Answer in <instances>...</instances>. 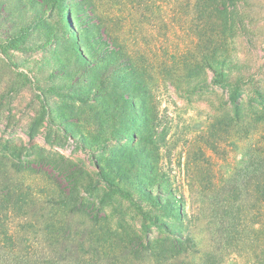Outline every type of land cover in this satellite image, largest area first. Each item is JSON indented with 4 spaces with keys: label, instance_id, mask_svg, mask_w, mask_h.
<instances>
[{
    "label": "rangeland",
    "instance_id": "rangeland-1",
    "mask_svg": "<svg viewBox=\"0 0 264 264\" xmlns=\"http://www.w3.org/2000/svg\"><path fill=\"white\" fill-rule=\"evenodd\" d=\"M186 1L64 0L65 19L81 18L74 29L95 21L99 35L123 54L110 68L100 61L99 69L79 71L67 64L74 56L69 47L41 37L59 29L61 0H0V161L29 160L37 149L27 148L35 145L45 150L40 163L59 156L79 165L62 191L28 172L11 177L39 200L36 208H62L53 200L67 196L83 227L110 234L113 264H171L155 250L135 260L121 247L125 241L139 250L135 234L145 220L136 203L157 214V200L175 202L160 223L195 239L194 254L179 264H264V0H239L246 25L217 50L236 62L233 72L242 76L236 85L201 84L189 75L198 35H212L196 27ZM20 33L28 35L24 43ZM131 78L137 89L129 88ZM146 94L153 111L144 126ZM89 144L106 145L105 158L128 171L120 189L130 195L91 184L98 153L85 150ZM74 176L82 206L70 189ZM143 185L152 197L140 193ZM182 202L190 216L183 222L176 215ZM146 226L155 248L164 228ZM76 249L64 256L75 257Z\"/></svg>",
    "mask_w": 264,
    "mask_h": 264
},
{
    "label": "trees",
    "instance_id": "trees-1",
    "mask_svg": "<svg viewBox=\"0 0 264 264\" xmlns=\"http://www.w3.org/2000/svg\"><path fill=\"white\" fill-rule=\"evenodd\" d=\"M188 8L193 9V17L196 22V27L203 29L207 28L211 31V35L199 34L197 41V49L195 58H193L192 65L188 67L189 75L192 76L198 83H210L215 79V83L236 85L242 80V76H236L233 72L235 68V61L232 57H227L225 54L217 56L218 47L224 45L226 37L235 38L240 26L244 27V14L241 12L242 6L239 0H187ZM62 16L58 30H49L44 34L42 39H46L47 44H52L54 41L58 47H69L73 55L66 58L67 64L70 67L82 71L83 69L100 68L97 65L100 61L112 67L113 59H120V52L113 50L112 41L110 39L102 38L98 33V23L91 22L79 29L76 26L74 29L73 21L79 22L81 18L66 20L64 0H61ZM83 11H87L84 8ZM82 12V16H84ZM70 13V12H69ZM72 13H70L71 15ZM243 29V28H242ZM105 33V29L102 30ZM19 40L24 43L28 35L18 34ZM97 53L96 56L94 53ZM116 60H114L115 62ZM86 65V66H84ZM123 65V63H121ZM63 70L67 67L63 66ZM107 78H103L100 85L105 87L108 83ZM128 84L129 88L137 89L138 83H135L131 78ZM236 94V92H234ZM144 105L142 108L141 117L143 125L150 122L151 112L153 111L152 96L144 95ZM106 142H103L105 144ZM29 149H37L36 154L31 156V159L12 162L10 165L0 161V264H113L117 260L115 255L116 249L111 245V237L109 233L104 230H96V226L85 225L80 220L81 212L70 210L67 201V196H60L57 205L62 208H36L39 200L32 197L28 192L24 194L11 177V171L15 173L28 172L34 176L44 177L52 184L54 188L62 191V183L69 175H73L74 171H79L80 166L74 162H69L64 157L57 156V161L40 163L38 160L42 158L41 152L44 149H38L35 145H31ZM105 146L102 144H89L85 150L89 152H97L98 155L94 157V165L97 174L91 176V184L97 183L102 185L110 192L126 193L120 189L121 181H126L127 170L122 168H114V166L105 158ZM1 153V151H0ZM68 170V171H67ZM71 170V172L69 171ZM262 184L260 186V197L264 202V162L261 166ZM66 173V174H65ZM77 178H72L69 182L72 194L77 197L74 202L78 206H82L85 202L79 196L77 188ZM65 186V185H64ZM148 186L143 185L140 193H144L152 197ZM172 198H174V193ZM127 195L130 193L127 192ZM30 199L28 200V198ZM130 196H128L129 198ZM182 199H184L182 197ZM133 202V201H131ZM141 202V201H140ZM159 210L153 212L144 211L139 202L136 204L139 208L137 210L144 217L145 223L141 233L135 234L137 241V248L134 243L125 242L123 252L139 260L144 253H151L157 251L158 257L163 262H170L171 264H179L182 258L195 252V239L190 232L174 233L167 228L164 223H160V219L166 218L169 215L168 208L175 207L174 201L160 200L154 201ZM177 217L183 222L189 219L190 216L186 212L185 204H178ZM98 213H102L104 208H97ZM106 219L104 214L102 220ZM76 223L74 224V221ZM154 221L164 228L163 234L157 235V240L163 239L162 243L153 247V235L149 232L147 222ZM81 234V235H80ZM130 236H127V240ZM72 246H69V245ZM76 249V256L70 254L64 256L66 250L73 251ZM121 248V249H122ZM154 254V255H156ZM123 256V259H127ZM127 256V255H126ZM141 261V260H140Z\"/></svg>",
    "mask_w": 264,
    "mask_h": 264
}]
</instances>
